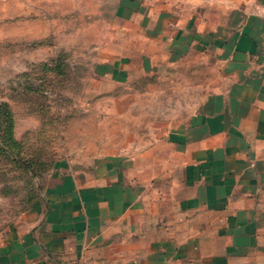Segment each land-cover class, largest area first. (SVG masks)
<instances>
[{
	"label": "crops",
	"instance_id": "0c3cea01",
	"mask_svg": "<svg viewBox=\"0 0 264 264\" xmlns=\"http://www.w3.org/2000/svg\"><path fill=\"white\" fill-rule=\"evenodd\" d=\"M87 4L108 86L199 62L207 92L161 145L61 161L0 264H264V0ZM25 5L0 0V20Z\"/></svg>",
	"mask_w": 264,
	"mask_h": 264
},
{
	"label": "rangeland",
	"instance_id": "374dc122",
	"mask_svg": "<svg viewBox=\"0 0 264 264\" xmlns=\"http://www.w3.org/2000/svg\"><path fill=\"white\" fill-rule=\"evenodd\" d=\"M0 20V237L37 203L61 161L135 156L193 114L210 72L164 69L108 86L104 23L87 0H25ZM95 69V70H94ZM107 84V85H106Z\"/></svg>",
	"mask_w": 264,
	"mask_h": 264
}]
</instances>
